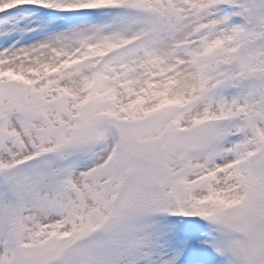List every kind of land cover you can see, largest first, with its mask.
<instances>
[{
    "label": "snow or ice",
    "instance_id": "6c2138e0",
    "mask_svg": "<svg viewBox=\"0 0 264 264\" xmlns=\"http://www.w3.org/2000/svg\"><path fill=\"white\" fill-rule=\"evenodd\" d=\"M0 264H264V0H0Z\"/></svg>",
    "mask_w": 264,
    "mask_h": 264
}]
</instances>
